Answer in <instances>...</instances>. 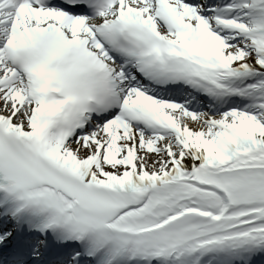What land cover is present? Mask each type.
I'll list each match as a JSON object with an SVG mask.
<instances>
[{"label":"snow or ice","instance_id":"obj_1","mask_svg":"<svg viewBox=\"0 0 264 264\" xmlns=\"http://www.w3.org/2000/svg\"><path fill=\"white\" fill-rule=\"evenodd\" d=\"M0 264H264V0H0Z\"/></svg>","mask_w":264,"mask_h":264}]
</instances>
